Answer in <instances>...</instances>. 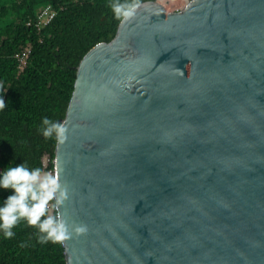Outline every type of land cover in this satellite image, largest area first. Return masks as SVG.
I'll use <instances>...</instances> for the list:
<instances>
[{
  "label": "water",
  "instance_id": "95a60500",
  "mask_svg": "<svg viewBox=\"0 0 264 264\" xmlns=\"http://www.w3.org/2000/svg\"><path fill=\"white\" fill-rule=\"evenodd\" d=\"M77 68L67 264H264V0L139 4Z\"/></svg>",
  "mask_w": 264,
  "mask_h": 264
},
{
  "label": "trees",
  "instance_id": "16d2710c",
  "mask_svg": "<svg viewBox=\"0 0 264 264\" xmlns=\"http://www.w3.org/2000/svg\"><path fill=\"white\" fill-rule=\"evenodd\" d=\"M1 1L0 95L6 107L0 111V168L11 160V166L26 162L29 168L53 171L57 142L43 137L42 119H65L80 62L93 47L111 42L117 34L121 22L110 7L117 0ZM147 1L158 0H127L139 4ZM48 4L57 14L39 31L29 22ZM28 44L32 53L20 72L17 55ZM10 192L0 189V204ZM13 232L11 239H4L0 233V264H67L63 242L40 243L37 228L24 220Z\"/></svg>",
  "mask_w": 264,
  "mask_h": 264
},
{
  "label": "clouds",
  "instance_id": "9594fccd",
  "mask_svg": "<svg viewBox=\"0 0 264 264\" xmlns=\"http://www.w3.org/2000/svg\"><path fill=\"white\" fill-rule=\"evenodd\" d=\"M114 17L121 23L127 22L136 15L140 7L137 2H113L110 4ZM6 107L3 95H0V111ZM42 135L45 139L54 138L57 143H64L68 136V128L63 122L54 121L48 117L42 119ZM11 160L0 169V189L11 190L10 194L0 204V233L4 239L14 236L13 229L24 220L30 226H35L40 233V243H59L70 238L73 233L83 234L86 225L70 226L65 217L57 212L48 214L49 202L58 208L67 199L66 189H63L59 177L54 170L43 173L39 167L29 168L26 162L11 166Z\"/></svg>",
  "mask_w": 264,
  "mask_h": 264
},
{
  "label": "built area",
  "instance_id": "2783aa9c",
  "mask_svg": "<svg viewBox=\"0 0 264 264\" xmlns=\"http://www.w3.org/2000/svg\"><path fill=\"white\" fill-rule=\"evenodd\" d=\"M184 1L186 2V5H187L188 3L192 2L193 0H184ZM56 14H57V11L55 10V8L51 4L45 5V6L41 7V9H39L36 19L31 20L29 22V25L34 24L35 27L39 31H41L52 22V20L56 16ZM31 53H32V45L28 44L23 49V51L19 55H17L20 72H22L26 68V66L28 65V61H29ZM51 208H52V206L49 205V208H48L49 212L51 211Z\"/></svg>",
  "mask_w": 264,
  "mask_h": 264
},
{
  "label": "rangeland",
  "instance_id": "374dc122",
  "mask_svg": "<svg viewBox=\"0 0 264 264\" xmlns=\"http://www.w3.org/2000/svg\"><path fill=\"white\" fill-rule=\"evenodd\" d=\"M1 2L2 1L0 0V3ZM159 2L165 7L168 13L178 12L186 6V2L184 0H159ZM44 164H45V167L48 166L47 157L44 158ZM47 172H51V171H45V172H42V174L47 173ZM49 214L54 215L53 207L51 208V211L49 212Z\"/></svg>",
  "mask_w": 264,
  "mask_h": 264
}]
</instances>
